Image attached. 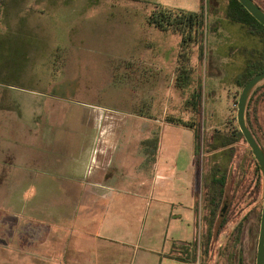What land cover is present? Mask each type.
<instances>
[{
    "label": "rangeland",
    "instance_id": "rangeland-1",
    "mask_svg": "<svg viewBox=\"0 0 264 264\" xmlns=\"http://www.w3.org/2000/svg\"><path fill=\"white\" fill-rule=\"evenodd\" d=\"M153 3L202 9L197 43L181 48L177 33L149 26ZM227 6L228 0H0L1 126H13L16 115L37 125L35 115L46 114L49 140L73 142L82 140V130L90 133L91 110L104 112L111 140L128 143L127 171L139 138L135 129L146 119L147 171L153 147L163 177L140 188L125 184L121 195H113L115 202L124 200V236L137 248L131 264H140L146 247L179 253L182 239L192 240L189 264H254L262 175L259 170L255 180L256 160L238 136L235 116L248 61L261 60L264 36L227 18ZM197 92L193 110L191 95ZM246 108L264 146V80ZM178 118L194 128L174 122ZM215 164L222 166L225 185L223 202L212 198L217 205L211 207L208 179ZM11 199L0 195V264H45L13 246L11 233L26 231L14 221L26 218L15 213ZM224 205L227 221L217 231ZM171 211L174 218L167 222ZM166 263L186 264L177 258Z\"/></svg>",
    "mask_w": 264,
    "mask_h": 264
},
{
    "label": "crops",
    "instance_id": "crops-1",
    "mask_svg": "<svg viewBox=\"0 0 264 264\" xmlns=\"http://www.w3.org/2000/svg\"><path fill=\"white\" fill-rule=\"evenodd\" d=\"M89 113L94 119L90 133L82 130V140L73 142L49 140L53 131L52 125L45 126L50 122L46 114L35 115L32 121L37 125L17 115L13 126L0 124V195L15 197V213L25 214V222L16 219L13 225L25 226L26 231L21 236L12 232L10 240L28 260L44 259L45 264H131L136 254L137 248L131 249L124 236V200L115 202L113 195H121L125 184L133 182L140 188L149 180L163 177L158 169V151L153 147L152 168L147 171L145 118L153 115H139L145 120H140L135 129L139 138L132 166L126 171L128 143L111 140L104 112ZM172 212L167 222L174 218ZM183 223L189 225L187 220ZM181 242L179 253L173 254L146 247L140 264H163L176 259L181 250L188 254L192 240Z\"/></svg>",
    "mask_w": 264,
    "mask_h": 264
},
{
    "label": "trees",
    "instance_id": "trees-1",
    "mask_svg": "<svg viewBox=\"0 0 264 264\" xmlns=\"http://www.w3.org/2000/svg\"><path fill=\"white\" fill-rule=\"evenodd\" d=\"M255 4H257L263 11H264V0H253ZM153 7L150 10L149 14L146 17V22L159 30L166 31L170 30L172 32H175L180 37V46L183 48L185 45L195 44L197 43L199 36L202 35V26L204 24V15L202 9L198 11H185L180 8H172L163 6L158 3H153ZM225 15L227 18H229L231 21L243 24L247 27L248 32L251 34H264V26L258 22L249 12L245 10V8L239 3L238 0H228V6L225 11ZM264 70V56L256 60V64H252L251 61H248V67L246 72L244 73L246 76V79L244 80L243 84L254 74L257 72ZM241 84V85H243ZM261 85V82L255 86L252 93L249 96L247 107L249 105V101L251 100V96L256 92L257 88ZM199 92L196 94L192 93L190 105L192 106L193 110H196L197 104H198V97ZM246 121L247 124L251 130V132L254 134V129L249 122L247 108H246ZM174 122L180 123L182 125L188 126L190 128H194V124L189 123L188 121H183L181 119H174ZM197 131V130H196ZM194 130L195 136H197V132ZM238 136L240 138H243L239 129H238ZM235 140L232 139H224L221 140V145H227L230 143V141ZM225 182V176H221V184L223 185ZM215 214V211L212 210V215ZM257 216V215H256ZM219 226L217 228V231L224 225V223L227 221V218H225V214L219 215ZM241 226L242 223L239 222L236 228L234 229L233 235L230 244L232 247H236V241L237 236L241 232ZM209 238V235H208ZM207 242L204 244L205 250H207ZM206 252V251H204ZM187 252H185L184 256H174L175 258L183 261V262H189L187 258Z\"/></svg>",
    "mask_w": 264,
    "mask_h": 264
},
{
    "label": "water",
    "instance_id": "water-1",
    "mask_svg": "<svg viewBox=\"0 0 264 264\" xmlns=\"http://www.w3.org/2000/svg\"><path fill=\"white\" fill-rule=\"evenodd\" d=\"M258 22L264 26V11L253 0H238ZM264 80V70L252 75L241 87L236 100V122L238 129L256 160L262 175L261 206L255 246L254 264H264V154L246 122V105L255 86Z\"/></svg>",
    "mask_w": 264,
    "mask_h": 264
},
{
    "label": "flooded vegetation",
    "instance_id": "flooded-vegetation-1",
    "mask_svg": "<svg viewBox=\"0 0 264 264\" xmlns=\"http://www.w3.org/2000/svg\"><path fill=\"white\" fill-rule=\"evenodd\" d=\"M257 35L264 36V34H261V33L257 34ZM263 56H264V53L261 55V57H263ZM247 103H248V101H247ZM246 107H247V105H246ZM253 136L256 139V141L258 142V144L260 145V147L262 149V152L264 154V146L261 144V142L259 141V139L257 138V135L255 133L253 134ZM221 167L222 166H220L219 164H215V165L211 166V169H210V175H209V179H208V188H209V204H210L211 207H213V205H215V206L217 205V202L212 200V198H216V200L219 199L221 202H223V197L222 196L224 195L223 194V192H224V190H223L224 187L223 186L225 185V182H224L223 185L221 184V176H223V173L221 172ZM255 170H256V172H255L254 178L256 180V178H257V176L259 174V170H260L259 167H258L257 162L255 164ZM215 195H217V196L215 197ZM228 200L232 201V198L230 197ZM224 203H226V202H224ZM225 208L226 207L224 205V206H222V208L218 209L217 216H216L218 219H219V215L220 214H225V212H224ZM213 210L215 211V209H213ZM208 212H209V210H208ZM210 214H211V209H210Z\"/></svg>",
    "mask_w": 264,
    "mask_h": 264
}]
</instances>
